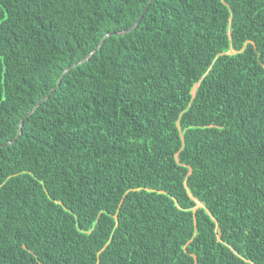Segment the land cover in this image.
<instances>
[{"label": "trees", "instance_id": "16d2710c", "mask_svg": "<svg viewBox=\"0 0 264 264\" xmlns=\"http://www.w3.org/2000/svg\"><path fill=\"white\" fill-rule=\"evenodd\" d=\"M149 1L0 0V264H264V0Z\"/></svg>", "mask_w": 264, "mask_h": 264}, {"label": "water", "instance_id": "95a60500", "mask_svg": "<svg viewBox=\"0 0 264 264\" xmlns=\"http://www.w3.org/2000/svg\"><path fill=\"white\" fill-rule=\"evenodd\" d=\"M152 0H150L149 1V3L151 2ZM149 3H148V5H149ZM148 5L142 10V13L139 15V17L137 18V20L134 22V24L128 29V30H126V31H123V32H120V33H108V34H106L105 36H104V38L101 40V42L99 43V45L100 44H102L103 43V41L105 40V38L107 37V36H110V35H121V34H124V33H126V32H129V31H131V30H133L134 28H136V26L139 24V22H140V20H141V18H142V15L145 13V11H146V9H147V7H148ZM58 81V80H57ZM58 83H59V81H58ZM57 83V84H58ZM55 90V88H53L43 99H41L36 105H35V107H34V109L35 108H37L49 95H50V93H52L53 91ZM33 109V110H34ZM22 121H23V119H21V121H20V124H19V128H20V126H21V124H22ZM18 136V135H17ZM6 144H4V145H1L0 147H3V146H5Z\"/></svg>", "mask_w": 264, "mask_h": 264}]
</instances>
